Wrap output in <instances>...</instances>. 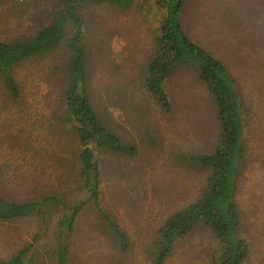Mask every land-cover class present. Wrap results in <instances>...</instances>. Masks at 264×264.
Instances as JSON below:
<instances>
[{
	"label": "rangeland",
	"instance_id": "1",
	"mask_svg": "<svg viewBox=\"0 0 264 264\" xmlns=\"http://www.w3.org/2000/svg\"><path fill=\"white\" fill-rule=\"evenodd\" d=\"M51 0H0V41L31 36L49 22ZM87 88L100 120L135 157L95 150L100 165L99 207L85 205L69 237V264H153L156 231L173 212L196 200L206 172L178 153H208L217 140L216 109L192 68L172 73L164 89L172 104L161 111L145 95V70L160 35L164 10L135 0L122 10L108 4L82 8ZM185 33L220 60L243 106L245 155L237 182L239 234L248 245L241 264H264V0H185ZM69 53L31 57L12 70L20 97L0 86V193L10 200L57 195L67 204L85 197L77 180L80 149L62 121L64 68ZM0 222V260L31 245L25 264H52L63 206ZM113 222L126 235V250ZM212 235L198 226L176 243L164 264H210Z\"/></svg>",
	"mask_w": 264,
	"mask_h": 264
},
{
	"label": "trees",
	"instance_id": "2",
	"mask_svg": "<svg viewBox=\"0 0 264 264\" xmlns=\"http://www.w3.org/2000/svg\"><path fill=\"white\" fill-rule=\"evenodd\" d=\"M135 0H51L49 22L31 36L12 41H0V86L12 100L20 91L12 76L13 68L31 57L53 53L64 46L69 61L64 68V88L61 98L62 121L80 147L77 154V180L86 195L74 204H67L57 195L38 199L10 200L0 193V222L33 215H43L49 207L63 206L57 221L55 243L45 254L52 264H69V237L79 212L88 203L99 207L100 165L95 150L135 157L137 149L109 130L95 111L87 88L88 63L84 45L81 10L87 5L108 4L127 10ZM164 10L160 35L155 40L154 53L144 76L147 98L161 111L170 112L172 104L164 84L178 69H194L205 85L216 109L217 140L204 154L178 153L183 163L198 165L206 172L204 187L193 202L168 215L156 231L151 244L152 263L164 264L176 243L186 238L196 227L205 228L215 243L210 264H241L248 245L238 230L241 224L240 205L236 199L237 182L244 167L245 139L243 106L235 81L223 63L204 48L193 43L185 33L180 14L185 0H154ZM126 249V235L113 222L109 223ZM31 245L19 250L0 264H25Z\"/></svg>",
	"mask_w": 264,
	"mask_h": 264
}]
</instances>
